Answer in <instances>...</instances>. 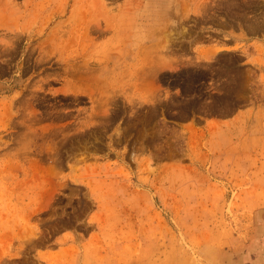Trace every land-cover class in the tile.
<instances>
[{
	"label": "rangeland",
	"instance_id": "obj_1",
	"mask_svg": "<svg viewBox=\"0 0 264 264\" xmlns=\"http://www.w3.org/2000/svg\"><path fill=\"white\" fill-rule=\"evenodd\" d=\"M0 264H264V0H0Z\"/></svg>",
	"mask_w": 264,
	"mask_h": 264
},
{
	"label": "bare ground",
	"instance_id": "obj_2",
	"mask_svg": "<svg viewBox=\"0 0 264 264\" xmlns=\"http://www.w3.org/2000/svg\"><path fill=\"white\" fill-rule=\"evenodd\" d=\"M133 2V1H132ZM135 2V1H134ZM139 6V5H138ZM140 7H141V5H140ZM137 9V8H136ZM117 14V13H116ZM121 24V23H120ZM120 24H119V22L117 21H114V19H110V18H106L105 19V24L104 25H101V23L99 22V21H97L93 26H94V29L93 30H95L96 31V33H101V32H103L104 33V31L105 30H108V29H112V31L115 33V34H119V30H120ZM92 26V27H93ZM125 26V25H124ZM122 28V27H121ZM109 31V30H108ZM102 34V33H101ZM115 36V35H114ZM87 37V36H86ZM119 37V36H118ZM155 37V35L154 34H152V35H149V36H147L146 37V39H148V40H152V38H154ZM121 38V37H120ZM156 39H157V37H156ZM215 51V50H214ZM208 53V52H207ZM208 55V54H207ZM97 60V59H96ZM88 68H89V66H88ZM90 69V68H89ZM91 72H92V68H91V70H90ZM90 72V73H91ZM91 75H92V73H91ZM89 76V75H88ZM90 77V76H89ZM88 77V78H89ZM90 79V78H89Z\"/></svg>",
	"mask_w": 264,
	"mask_h": 264
}]
</instances>
